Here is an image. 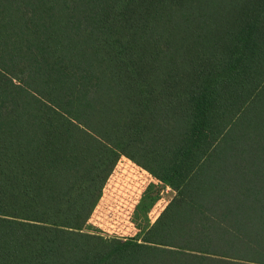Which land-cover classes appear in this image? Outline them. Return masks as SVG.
<instances>
[{"label": "trees", "instance_id": "obj_1", "mask_svg": "<svg viewBox=\"0 0 264 264\" xmlns=\"http://www.w3.org/2000/svg\"><path fill=\"white\" fill-rule=\"evenodd\" d=\"M120 156L136 240L84 231ZM0 264H264V0H0Z\"/></svg>", "mask_w": 264, "mask_h": 264}, {"label": "rangeland", "instance_id": "obj_2", "mask_svg": "<svg viewBox=\"0 0 264 264\" xmlns=\"http://www.w3.org/2000/svg\"><path fill=\"white\" fill-rule=\"evenodd\" d=\"M124 164L131 166L134 163L128 158L120 156L102 188V192L104 190L105 195L103 197L101 195L95 206L96 209L94 208L97 214L95 217H92V214L90 215L84 229L85 232L97 234L108 239H112L113 237L117 238L113 231V225L119 223L117 221L125 216H135L136 211L142 214V210L144 209H148V213L144 216L145 221L148 220L152 224L175 195L169 187L163 186L136 164H134L136 167L133 166L134 171L128 168L122 169ZM152 184L156 188L154 193H151L149 200L141 203L143 202L140 199L142 193L149 190ZM97 205H99L98 208ZM148 222L141 224L144 227ZM102 227L106 228L104 230H109L110 234H107L109 231H104ZM140 230L141 232L139 231L138 233L135 230L136 234L134 236H124L123 239H135V236L137 238L139 234H142L143 228L141 227Z\"/></svg>", "mask_w": 264, "mask_h": 264}, {"label": "crops", "instance_id": "obj_3", "mask_svg": "<svg viewBox=\"0 0 264 264\" xmlns=\"http://www.w3.org/2000/svg\"><path fill=\"white\" fill-rule=\"evenodd\" d=\"M133 166H135V165L133 164V165L129 166V165H125L124 164L122 169L123 168H128V169L134 171V167ZM139 168H141V167H139ZM156 185H158V184H156ZM152 186H153V184H152ZM151 190H152V188H150L146 192L142 191L143 193H142V196L140 197V199L143 200V202H141V203H145L147 200H149V198H151V194H149ZM104 193L105 192L103 190L102 197L105 195ZM98 207H99V205H97V208ZM136 212L137 213L135 214V216L134 215L133 216H128V217L125 216L124 218H121L120 220L117 221L119 223H117L116 225H113V227H114L113 231H114V233H115V235L117 237L123 238L124 236H134L139 231L141 232V230H140L141 227L143 228V231H145L151 225V222L149 223L148 220L145 221L146 219H144V216L148 213V209L142 210V214H139L138 211H136ZM96 214H97V212H96V210H94L93 213H92V217L93 216L95 217ZM145 222L146 223L148 222V224L143 227L142 224L145 223ZM102 228H103V230L106 229L104 227H102ZM135 230H137L136 233H135ZM104 231H109V230H104ZM143 231H142V233H143ZM107 234H110V231L107 232ZM140 236H141V234H139L138 237H140Z\"/></svg>", "mask_w": 264, "mask_h": 264}]
</instances>
